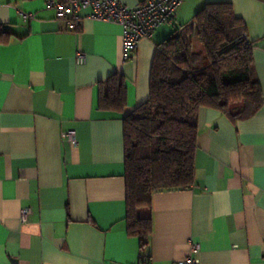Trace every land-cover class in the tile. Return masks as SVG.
Segmentation results:
<instances>
[{
  "label": "crops",
  "instance_id": "0c3cea01",
  "mask_svg": "<svg viewBox=\"0 0 264 264\" xmlns=\"http://www.w3.org/2000/svg\"><path fill=\"white\" fill-rule=\"evenodd\" d=\"M219 1L246 24L263 105L247 118L199 110L195 184L152 196L150 264H178L194 243L201 264H264V0H182L128 60L121 25L89 9L75 33L47 0H0V264H140L123 119L149 98L157 44ZM112 75L126 86L122 112L100 106Z\"/></svg>",
  "mask_w": 264,
  "mask_h": 264
},
{
  "label": "trees",
  "instance_id": "16d2710c",
  "mask_svg": "<svg viewBox=\"0 0 264 264\" xmlns=\"http://www.w3.org/2000/svg\"><path fill=\"white\" fill-rule=\"evenodd\" d=\"M253 62L246 24L228 1L206 3L193 22L157 44L149 98L123 119L128 232L140 239L141 254L150 250L153 194L195 184L199 110L247 118L262 107ZM100 106L124 110L122 76L108 79Z\"/></svg>",
  "mask_w": 264,
  "mask_h": 264
},
{
  "label": "built area",
  "instance_id": "2783aa9c",
  "mask_svg": "<svg viewBox=\"0 0 264 264\" xmlns=\"http://www.w3.org/2000/svg\"><path fill=\"white\" fill-rule=\"evenodd\" d=\"M181 3L182 0H144L138 6L130 7L121 0H47V6L56 10L57 19L65 22L71 32L81 31L83 9L90 10L85 17L120 24L125 60L134 55L143 39H150L160 26L173 18ZM86 58L84 52L77 53L75 57L77 63H84ZM67 138L73 145L78 144L76 131H68ZM29 213V208L23 209L21 219L25 221ZM198 252L199 245L194 243L190 255L178 264H201ZM140 258V264H150V250L143 252Z\"/></svg>",
  "mask_w": 264,
  "mask_h": 264
},
{
  "label": "rangeland",
  "instance_id": "374dc122",
  "mask_svg": "<svg viewBox=\"0 0 264 264\" xmlns=\"http://www.w3.org/2000/svg\"><path fill=\"white\" fill-rule=\"evenodd\" d=\"M192 21H189L188 23H186V24H181V23H176L177 25H178V29H177V31H173L172 33H171V35H173V34H178L179 33V29L183 26V25H188V24H190Z\"/></svg>",
  "mask_w": 264,
  "mask_h": 264
}]
</instances>
